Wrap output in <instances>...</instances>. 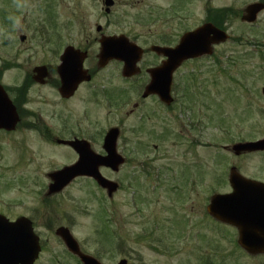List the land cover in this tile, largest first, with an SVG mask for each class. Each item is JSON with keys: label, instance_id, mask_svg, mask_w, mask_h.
<instances>
[{"label": "rangeland", "instance_id": "obj_1", "mask_svg": "<svg viewBox=\"0 0 264 264\" xmlns=\"http://www.w3.org/2000/svg\"><path fill=\"white\" fill-rule=\"evenodd\" d=\"M133 1L131 8L120 6L116 9L113 20L116 32L140 35L155 29L154 16L158 7L175 1L179 5L191 4L197 9L207 0ZM250 1L214 0L209 6L215 17L218 5L226 7L230 41L223 47L226 52L214 55L219 61L217 65L214 58L202 57L179 71L178 80L186 93L182 100L192 107L195 137L192 136L189 142V133L179 132L184 130L179 117L170 121L173 131L160 146V150H167L168 154L157 156L155 160L152 158L157 164L174 158L172 172L162 170L165 176L159 186L155 184L154 171L151 177H145L135 167L124 168L122 171L127 176L123 172L118 175L123 179L124 187L113 200L116 222L112 220L111 198L108 199L107 193L89 178H77L63 190L45 195L49 182L47 172L70 164L77 155L69 148L56 145L54 137H61L59 131L54 130L51 141L26 123L10 134L0 132V213L13 215L47 210L49 230L69 225L81 244L89 253L95 252L103 264H117L124 254V246L130 250L129 264H201L209 250L216 253V262L210 264H255L253 257L246 258L239 251L235 230L214 220L205 210L210 195L231 190L228 173L236 160H241L244 166L256 165L258 169H264L260 163L263 157L235 158L230 148V143L236 140L264 136V95L261 90L264 87V13L257 25L244 23L239 13ZM99 8L98 0H24L22 4L16 0H0L2 16L7 20L0 23V54L13 56L19 43L17 36L24 33L31 36L24 46L31 41L32 51L21 49L14 57L16 60L27 57L31 51L33 64L41 56L57 61L58 58L38 40L48 33L66 32L69 43L80 41L94 29L96 21L101 23ZM25 10H28V18H22ZM13 11L15 16L18 15L17 19ZM122 13L125 15L120 17ZM2 16L0 19L4 20ZM14 19L15 24H12ZM6 37L11 40L2 47ZM25 67L23 62L11 66L3 80L18 84L25 71L12 69ZM119 86L121 92H125L120 99L93 102L74 99L65 104L72 109L67 110V120L74 128L69 134L77 131L79 136L90 141L94 151L101 148L98 133L115 121L120 108L126 110L130 106L124 102L131 96V86L127 88L121 82ZM27 99L31 111L38 114L37 108L43 110L50 128L60 124L58 117L50 116L51 107H37L35 88L31 89ZM78 124L88 126L89 133L78 130ZM188 143L192 144L189 152L186 150ZM125 179L135 191L140 190V183H144L145 202H137L138 208L130 201L132 192ZM151 185L157 188L153 189ZM139 196L140 192L137 193ZM153 228L157 230L147 235L146 232ZM114 230L120 253L112 244ZM157 233L162 236L160 241L155 238ZM49 239L51 253L60 256L62 246L58 238L49 231Z\"/></svg>", "mask_w": 264, "mask_h": 264}, {"label": "flooded vegetation", "instance_id": "obj_2", "mask_svg": "<svg viewBox=\"0 0 264 264\" xmlns=\"http://www.w3.org/2000/svg\"><path fill=\"white\" fill-rule=\"evenodd\" d=\"M18 4H22L24 0H16ZM100 3L99 8V17L98 20L101 22H95V27L92 31H88L87 35H85L78 42H68L66 32H59L58 34H47L44 39H39V42H43L44 46L48 48V51L58 60L53 61L51 57H43L37 61V63L33 64L32 58V47L31 41L30 44L24 46L29 39H31L30 35H25L24 33L18 34L19 43L16 44L14 49V55L10 56L9 54L2 53L0 54V84L3 86L4 90L7 92L11 101H13L16 112H18L19 123L16 125L15 130L22 124L30 125L35 124L37 126V132L39 135L44 137H53L55 131L57 130L61 133V138L72 139L74 137L83 138L77 134V131L74 134H69L72 132L71 124L68 122V112L67 110H72L69 108L67 103L72 102V100L76 99L78 101H99V100H115L120 99L122 95H125V92H121V86L119 83L121 82L124 85L131 86L130 91V99L128 102L130 106L126 108H120L116 112L115 121L106 126V129L100 134L97 135V140L101 143L103 142L104 134L106 133L107 128L110 126H117L119 129L117 148L124 157V163L119 167L118 172H112L109 168L104 166L99 167L100 172H102L105 176H112L114 174H119V172H123L125 176L127 173L122 171L124 168L135 167L138 172L147 177L149 175L151 177L150 171H154V180L156 186H159L162 183V180L165 176V173L162 170H166L168 172H172V163L174 158L170 159V162H161V163H153V159L157 156L163 155L166 157L168 154L167 150H160V146L162 145V140L168 138V136L172 133L173 128L170 126V121L173 119L180 118L181 125L184 127V130L179 131L180 133L186 134L189 133L188 141L190 142L194 136L195 131V123L192 122V115L190 110L192 107L185 101L182 100L185 98L186 93L184 92V86L179 83L178 76L179 71L186 64L197 60V58H190L188 60H184L176 70L172 73L170 94L172 96V100L167 102L161 101L159 95L155 93H148L147 95H143L145 92V88L147 83L151 79L150 70L153 67H156L158 64H162L163 61L166 60L168 54L165 52H156L153 49V46L156 44L161 46L162 48L166 47H175L177 43L180 41V37L189 30H195L197 26L212 22L217 28H221L228 31L227 21L225 17V6L218 5L216 18L214 13H210V4L214 0H207L205 3L202 1L199 5V8L195 9L191 4L179 5L176 4L175 1L173 4L158 7L154 16L155 20V29L144 31L140 35L131 36L128 32H116L114 29V13L117 12L116 9L120 6L131 8V3L133 0H114L113 3L106 9L104 4V0H98ZM257 2H262L264 4V0H252ZM0 10V16L3 15ZM196 12V13H195ZM264 13V9L261 12L257 13V20L254 25H257L259 20L261 19L262 14ZM13 16L16 13L12 12ZM123 14L120 16L122 17ZM18 15L15 16L17 19ZM28 10H25L22 18H28ZM4 20L0 19V23H5L7 20L2 16ZM15 19L12 24H15ZM85 34V33H84ZM117 34H125L128 39L132 42H136L142 48V55L138 59L137 62V72L135 75L130 77H124L119 74L120 67L122 68L123 64L120 59L113 58L108 60L103 64H99L98 62V52L100 50V41L103 37H112ZM11 40V38H5L2 41V47L7 45V42ZM229 41L215 43L211 46V50L207 53H212L210 56L211 59L215 60V64L217 65L218 60L215 59V54L220 52H226L223 49ZM11 44V42H10ZM73 45L76 49L82 50L85 52V59L83 61L82 67L83 75H90V78H82L79 80L77 85L74 87L75 89L68 95L62 94L61 84L62 80L58 73V63L60 61L61 52L68 46ZM11 49L12 45H11ZM31 49L28 52L27 57H20L21 59H15V55L21 50ZM9 50L8 52H11ZM18 62H23L27 65L25 68H13L23 69L25 71L21 80L18 84L9 83L3 80V76L7 71L10 70L11 66H15ZM44 66L45 69L34 70V67ZM119 74V75H118ZM35 88L36 90V100L37 107L49 106L51 107L50 116L58 117L60 124L56 128H50L45 117L43 116V110L37 108L38 114L31 111L27 107L29 99V94L31 89ZM78 111V109H76ZM87 111H85L86 113ZM24 115H27L25 117ZM87 115V114H86ZM32 116V117H31ZM133 120V121H132ZM80 127L78 130L83 133H89V127L84 125L83 127L78 124ZM74 129V128H73ZM197 129V128H196ZM1 130V129H0ZM164 130H166V134H164ZM3 133L10 134L12 130L5 131L1 130ZM14 131V130H13ZM171 131V132H170ZM170 133V134H169ZM163 134V135H161ZM177 134V133H176ZM161 135V136H160ZM168 135V136H167ZM178 135V134H177ZM163 136V137H162ZM263 137V136H262ZM261 138L257 137L256 139ZM254 139V140H256ZM88 141V140H87ZM249 141L245 140H236L235 142H231L230 145H233L237 142H245ZM90 142V141H89ZM91 144V143H90ZM93 145V143H92ZM62 147L69 148L67 145H60ZM92 147V146H91ZM186 150L192 151V144L188 143L186 145ZM93 149V147H92ZM151 149V150H150ZM94 150V149H93ZM100 154H104V151L100 148V150H96ZM235 158H245L248 155L253 156H261L263 158L260 159V163L264 165V150L257 151H246L233 153ZM153 158V159H152ZM241 160H236L232 166L235 168V172L240 174L245 178H249L255 181H260L264 183V169H258L256 165L244 166L240 162ZM131 163H136V165H132ZM138 173V176H139ZM85 178V177H79ZM127 186L131 189L132 195L130 197V201L135 202L136 208L137 202L143 201V195L145 197V189L144 183L139 184L140 190L135 191V189L130 185V183L125 179ZM155 185H151L153 189L157 188ZM140 192L141 196L137 197V193ZM118 195V191L115 192L111 196L110 204H112L111 214L113 222H116L117 214L114 209V197ZM206 209V207H205ZM6 218L10 221H14L16 218L24 217L30 219V224L35 232L38 244L39 251L37 253V257L35 258L33 264H83L82 260L79 258L77 253H74L70 249L65 247L63 240L56 234V230L51 231L48 228V217L47 210L45 211H35V212H24V213H15L13 215L5 214ZM62 226V225H59ZM65 227H69L70 232L73 237L76 238L78 248L83 253H88V249L84 247L83 243L81 244L80 240L74 235L72 228L69 225H63ZM166 229V226H163ZM168 229V228H167ZM157 230L153 228V230H149L146 232L147 235H151L153 231ZM49 231L52 233L54 238H58V243L61 244L60 256L55 257L51 253L52 245L49 239ZM115 231V230H114ZM116 232V231H115ZM169 232V231H168ZM158 234V233H157ZM161 235L158 234L156 238L157 241H160ZM115 238L117 236L115 235ZM115 246H117V251L120 253V247L118 246V239L115 240ZM242 253L246 258L253 257V261L255 264H264V248L261 251L250 252L240 248ZM124 254H122L121 258H126V264H129V254L130 250L128 247L124 246L123 248ZM211 251V250H209ZM206 252L204 264H210L215 261V254L211 252ZM126 256V257H125ZM62 260V261H60ZM56 262V263H53ZM216 262V261H215Z\"/></svg>", "mask_w": 264, "mask_h": 264}, {"label": "water", "instance_id": "obj_3", "mask_svg": "<svg viewBox=\"0 0 264 264\" xmlns=\"http://www.w3.org/2000/svg\"><path fill=\"white\" fill-rule=\"evenodd\" d=\"M107 4H111V1L106 0ZM262 4L251 3L245 9V15L243 19L246 21H253L256 17V13L261 10ZM196 31L187 32L182 38L181 42L176 48H166L154 46L153 49L157 52H165L169 54V57L165 63L156 69L150 70L152 73L153 81L148 88L163 87V90H159V94L165 99L167 96L169 81L171 77V71H173L178 64L184 59L189 57H196L202 55L201 53L209 51V46L213 41H219L220 39H226L225 33L221 30H217L211 24L197 28ZM213 35H209L210 33ZM102 49L100 52V61H105L113 57L120 59L129 58L130 54L134 53V58L137 59L141 55V50L127 42L124 36L111 38H103L101 41ZM84 58L82 53L73 51V48H66L61 55V62L59 65L60 75L62 78L61 91L62 94L68 95L72 92L79 80L84 78L81 72V63ZM130 59V58H129ZM135 59L132 61H124L123 74H132L135 66ZM133 68V69H132ZM42 68H36L39 70ZM18 121L17 112L12 105L11 101L7 98L5 92L0 87V128L10 130L15 127ZM116 129H111L106 135L104 147L108 150L106 157L97 156L94 154L85 141L74 139L73 141L58 140V142L68 143L74 150L79 152V159L75 164L65 166L60 170H56L48 175L51 177L52 182L49 184L48 193H55L59 191L66 183L72 180L76 175H91L95 178L97 183L107 189V193L111 194L116 189L117 185L110 180L105 179L97 167L99 164L111 166L114 170L117 169L118 164L121 163V158L116 154L115 142H116ZM234 151H246L264 149V139L257 140L256 142L237 143L233 147ZM104 158V159H102ZM229 182L232 192L226 194H216L211 197V202L207 207V210L211 215L223 222H229L235 225L240 230V236L238 241L246 246L249 250L255 247H264V184L261 182H254L252 180H245L237 173L234 168L230 170ZM27 220L21 219L12 224L7 219L0 215V236L2 241L0 244L4 247H0L1 251L13 250V247L18 240L33 238V232L29 225L25 224ZM9 223V224H8ZM3 225V226H2ZM15 229H19L16 230ZM21 230V231H20ZM23 231V232H22ZM58 232L64 238L67 245L75 249V243L71 242L73 239L69 235L68 231L61 227ZM31 241L30 239H28ZM71 242V243H70ZM28 243V242H27ZM18 245H24L22 250L24 252L29 250V257L25 264H30L33 256L36 254V248L30 243H19ZM17 246V245H16ZM10 250V251H11ZM2 253V252H1ZM30 258V259H29ZM29 259V261H28ZM88 259V260H87ZM85 258V264H97L93 258ZM7 264H17L16 256L7 257L5 261ZM120 264H123L120 263Z\"/></svg>", "mask_w": 264, "mask_h": 264}]
</instances>
